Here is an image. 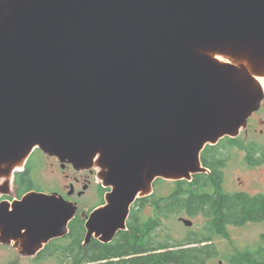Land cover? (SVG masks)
Here are the masks:
<instances>
[{"label": "water", "instance_id": "1", "mask_svg": "<svg viewBox=\"0 0 264 264\" xmlns=\"http://www.w3.org/2000/svg\"><path fill=\"white\" fill-rule=\"evenodd\" d=\"M213 53L264 77V0H0V175L37 148L78 170L98 156L110 190L85 242H110L155 179L205 172L204 147L258 109L252 73ZM73 214L30 194L0 203V233L52 239Z\"/></svg>", "mask_w": 264, "mask_h": 264}, {"label": "trees", "instance_id": "2", "mask_svg": "<svg viewBox=\"0 0 264 264\" xmlns=\"http://www.w3.org/2000/svg\"><path fill=\"white\" fill-rule=\"evenodd\" d=\"M242 143L237 138L225 137L213 146L206 145L200 154V163L208 173H197L190 181H175L173 191L166 197L155 194L160 180L156 179L153 193L135 200L126 230L118 232L111 242L90 239L82 245L85 230L82 222L78 224L75 220L70 224L71 243L50 246L46 255L58 250L62 255L60 264H207L216 257L214 245L208 242L214 235H221L227 225L252 222L264 226V193L251 196L244 192L228 194L223 191L221 170L227 161V153L234 147L242 148ZM244 148L246 164L252 168L264 165V147L252 141ZM29 168L26 166L23 173L15 176L14 182L20 186V193L36 188ZM105 191H100V205ZM180 213L202 214L209 220L202 231L181 241L169 243L168 236L159 239L157 231L163 221ZM259 239L260 244L255 250L233 257L230 264H264V233Z\"/></svg>", "mask_w": 264, "mask_h": 264}, {"label": "rangeland", "instance_id": "3", "mask_svg": "<svg viewBox=\"0 0 264 264\" xmlns=\"http://www.w3.org/2000/svg\"><path fill=\"white\" fill-rule=\"evenodd\" d=\"M254 112H256V110ZM252 113L246 119V123L238 129V133L232 137L242 141L243 147H234L233 149H230L228 151V157H226L227 161L225 162V165L221 170L223 191L228 194L244 192L252 196L254 194L264 193V165L252 168V166L246 164L244 160L246 155L244 147L252 144V141L255 142L258 146L264 147V95H262L257 113L255 114V116H253V118L251 117ZM252 119H255V122H252ZM260 121H262V123ZM32 155H30L32 156L31 158L30 156L28 157L26 161L28 163L26 164L25 162V164L22 165L19 169L15 170L14 173L10 172L6 175H0V203L6 202L11 206L13 203L20 202L23 198L30 194H43L46 196L55 195L57 197H60L59 195H61L62 192H65V190H69V185L74 183V178L81 180V177H85V174H87L85 172H81V170L74 169L73 167H70L69 169L62 168V165L65 166V163H61L56 156L44 150H40L37 148L32 153ZM97 159L98 156L95 158V169L91 168L93 170L94 180L92 188L84 190L85 187L83 188V183H74L75 185H77L75 187L76 192H82L80 196H75L76 198H74L77 204V213L82 218H86V222L89 219V217L87 218L89 210L90 213H92L94 210L100 209V207H102H96V205L100 201L96 186L97 184H101V186H103V177H101V175H105L107 170L97 164ZM26 166L30 167L29 171H31V173L33 174V178L35 181L33 184L37 189L33 188V192H30L29 190L24 191L25 195L20 198L19 186L14 184L13 180L15 179V176L17 174H21L24 172ZM203 173H208V171H205ZM65 175H67L69 178H65ZM157 179L160 180L155 187V194L159 197L168 196L171 191H173V184L176 180L161 178ZM152 184L149 193H151L153 190ZM103 202L104 206L105 195ZM73 210L76 212V209ZM147 213L150 214V210H148ZM183 220L190 222L191 226H185ZM208 220L209 219L202 214H197L194 216L186 213H180L176 216L169 217L164 220L161 228L157 231V234L159 236V239L163 240L167 236L170 237L169 243H173L174 241H181L187 236H190V234L202 231ZM84 230L85 232H87L85 224ZM262 233H264V226L261 223L247 222L243 225H227L226 229L222 232L221 235H214L211 241L208 242V244L214 245L216 250V257L209 260L207 264H230L233 257L239 256L243 252H252L260 244L259 237ZM23 237L28 239L25 234L23 235ZM13 238L14 237L10 236L7 237L6 240L9 239L13 241ZM1 239L3 240V236L0 233V240ZM50 239L51 238H41L40 241L35 242L28 239L29 243L25 246H23L24 244L21 245L20 248L23 246L22 248H25L26 251H28V247L30 249V251H28L30 257L22 260L21 263L33 264V255L37 254L39 249H42ZM85 239L86 235L84 241ZM99 241L101 243H104L101 241V239H99ZM63 243L65 242H62L61 244ZM37 244H40V246H36ZM49 248L50 246H47V249ZM50 254V257L47 256L46 264H58L59 261L53 260L56 253L50 252L49 255ZM2 255L3 259L7 261L8 258L6 257L5 253H2ZM23 257L24 256H22L21 258Z\"/></svg>", "mask_w": 264, "mask_h": 264}, {"label": "flooded vegetation", "instance_id": "4", "mask_svg": "<svg viewBox=\"0 0 264 264\" xmlns=\"http://www.w3.org/2000/svg\"><path fill=\"white\" fill-rule=\"evenodd\" d=\"M258 110V109H257ZM257 110L256 112H253L252 113V118L253 116H255V114L257 113ZM255 119H252V122H255L254 121ZM262 123V121H260ZM32 155V154H31ZM31 158V156H30ZM29 158V159H30ZM29 161V160H28ZM28 162H26L27 164ZM29 167V166H27ZM70 167H73L72 165L70 164H65V166L63 168L65 169H69ZM81 172H85L87 174H85V177H81V180L79 179H75L74 178V183L75 184H80V183H83V188L84 190L86 189H90L92 188L93 186V170L92 169H87V170H81ZM65 178H69L67 175H65ZM14 181V180H13ZM70 184L69 185V190H65V192H62L61 195H59L60 197H57L59 199H62L64 203L68 204L70 207H72L73 209H76V212L74 211V215L73 217L68 221L67 223V226H66V232L61 235V236H58V237H55V238H52L48 241V243L42 248V249H39L38 253L33 255L32 257V263L33 264H46V261H47V255H46V252H47V246H52V247H55V246H58V245H61L62 242H65V243H71V239L69 237V233H70V224L73 222V221H77V223L79 224L80 222H82L83 224V228H84V224L86 222V218H82L78 213H77V204H76V200H74V198H76L75 196H80L82 194V192H76L75 190V187L77 185L75 184ZM154 183V182H153ZM15 184V182H14ZM96 185V184H95ZM18 186V185H17ZM20 187V186H19ZM97 188V191H98V196H99V203L96 205V207H99V206H103V204L100 205V202H101V197H100V191L102 189H105L106 191L104 192L103 194V199H104V195L109 192V188H105L103 186H101V184H97L96 186ZM152 189H153V184H152ZM154 190V189H153ZM152 190V192H153ZM30 192L33 190H29ZM35 192V191H34ZM41 192V191H40ZM23 195H25V193H20L19 194V197L21 198ZM90 216V210H89V213L87 215V218ZM22 234H24L22 232ZM85 235H86V232L84 231V234H83V241H82V245H86L88 242H90V239H96V240H99V238H95V237H91L89 239L88 242H85L84 241V238H85ZM27 242V243H26ZM28 239H26L25 237H23V235L21 236H18L16 238H13V241L9 240V239H5V240H0V264H22L21 261L22 260H25L27 259L28 257H30V254L28 253V251H30V249L27 247V250L25 248H22L23 246H25L26 244H28ZM59 243V244H58ZM24 244V245H23ZM23 245L21 248L20 246ZM17 246V247H16ZM36 246H40V244H37ZM51 248V247H50ZM53 253H56V255H54V258L53 260H57V261H60L62 260V255L61 253L58 252V250H54V251H51ZM2 253H5L6 257L8 258V260H4L3 259V255ZM22 253V254H21ZM22 256H24L23 258H21ZM51 256V254L49 255V257ZM59 264V263H58Z\"/></svg>", "mask_w": 264, "mask_h": 264}, {"label": "bare ground", "instance_id": "5", "mask_svg": "<svg viewBox=\"0 0 264 264\" xmlns=\"http://www.w3.org/2000/svg\"><path fill=\"white\" fill-rule=\"evenodd\" d=\"M210 56H211V59H213L214 61H216V62H218L220 64L227 63V64L233 65L237 69L239 75L243 74L242 69L252 73V76L255 79L256 85L259 86V88L261 89V91H262V93L264 95V77H258L257 75H255L252 72V63L249 60H246V58H242V57H238L237 59H233V58H231L229 56L221 55L220 53H213ZM20 167H21V165L15 166L13 168L12 172L14 173V171L19 169ZM95 167L96 166H95V160H94L93 168L95 169ZM21 235H23V234H21Z\"/></svg>", "mask_w": 264, "mask_h": 264}]
</instances>
